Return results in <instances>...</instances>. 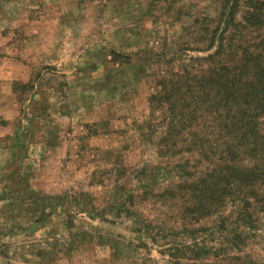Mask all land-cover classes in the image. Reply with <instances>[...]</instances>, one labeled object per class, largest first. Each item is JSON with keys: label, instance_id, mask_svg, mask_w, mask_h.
<instances>
[{"label": "rangeland", "instance_id": "374dc122", "mask_svg": "<svg viewBox=\"0 0 264 264\" xmlns=\"http://www.w3.org/2000/svg\"><path fill=\"white\" fill-rule=\"evenodd\" d=\"M218 3L0 0V264L187 263L184 236L208 222L182 213L174 165L203 157L178 139L158 151L157 91L199 70ZM261 214L233 261L264 264Z\"/></svg>", "mask_w": 264, "mask_h": 264}, {"label": "trees", "instance_id": "16d2710c", "mask_svg": "<svg viewBox=\"0 0 264 264\" xmlns=\"http://www.w3.org/2000/svg\"><path fill=\"white\" fill-rule=\"evenodd\" d=\"M210 17L215 25H206L196 39L209 50L197 58L199 70L189 76L188 70L178 71L174 88L157 91L162 97L157 109L164 120L170 118L156 146L161 152V144L176 146L171 140L178 139L190 146L186 151L203 157L190 164L192 171L186 170L189 159L174 165L188 184L182 213L208 224L191 234L183 227L179 233L193 241L181 242L182 255L173 260L201 264L210 257V264H239L248 259L244 248L264 213V0H219ZM141 224L150 241L164 237Z\"/></svg>", "mask_w": 264, "mask_h": 264}]
</instances>
